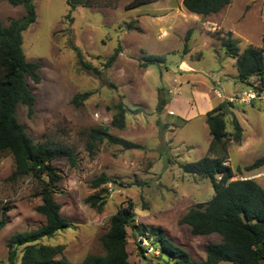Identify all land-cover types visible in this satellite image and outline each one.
Returning <instances> with one entry per match:
<instances>
[{
  "label": "rangeland",
  "instance_id": "rangeland-1",
  "mask_svg": "<svg viewBox=\"0 0 264 264\" xmlns=\"http://www.w3.org/2000/svg\"><path fill=\"white\" fill-rule=\"evenodd\" d=\"M90 1L95 6L69 11L66 0H33L36 20L22 33L25 59L39 64L40 81L34 84L27 79L35 98L33 114L29 116L26 107L18 106L15 117L34 143L68 147L76 157L74 168L66 159L54 161L61 180L53 198L70 225L39 244L62 248L56 259L71 264L89 255H103L100 239L108 231L110 217L119 206L131 202L139 230L161 229L191 260H204L207 245L220 238L216 234L192 236L180 220L192 205L207 202L213 189L209 180L187 175L181 166L206 154L210 137L204 117L219 96L215 91L223 102L241 99L248 90L238 81L235 60L224 55L219 39L231 33L239 54L249 46L262 47L264 0H232L206 18L188 14L182 0H155L134 10H126L133 0ZM23 16V7L0 0L3 26ZM117 47L121 52L116 61L105 66ZM147 55L162 57L164 63L143 68L140 60ZM81 60L99 73L83 69ZM162 92L168 98L167 108L159 111ZM84 93H90L86 101L79 107L72 105L73 97ZM119 103L126 109L122 130L110 125ZM234 117L242 138L240 143H230L226 163L236 171L264 156V99L249 106L236 102L227 109L228 132L233 131ZM98 127L108 128L111 135L140 149L126 150L104 142L87 152V133ZM13 169L12 156L0 153V202L10 208L7 225L0 231V264H7L12 236L45 224L36 211L42 203L36 182L10 180ZM101 175L109 182L99 188L106 192L98 212L85 200L96 193L91 182ZM258 175L254 181L264 188V166L242 171L232 180ZM148 234L127 230L130 262H145L139 256V244L146 249L149 264H161L151 245L154 237ZM22 249H17L16 264Z\"/></svg>",
  "mask_w": 264,
  "mask_h": 264
},
{
  "label": "trees",
  "instance_id": "trees-1",
  "mask_svg": "<svg viewBox=\"0 0 264 264\" xmlns=\"http://www.w3.org/2000/svg\"><path fill=\"white\" fill-rule=\"evenodd\" d=\"M154 1L133 0L126 6V10L147 6ZM8 2L12 6L23 7L25 16L10 22L8 26L0 23V153L12 156L14 169L10 180L31 178L36 182L37 196L42 202L36 211L44 217L45 224L35 231L11 237L7 244V264H16L17 249L20 247L23 249L19 264H71L64 258L56 259L62 248L44 246L39 242L68 229L70 225V221L60 215V206L54 202L57 184L61 180L55 170L54 161L66 159L69 167L74 168L76 157L68 147L46 142L34 143L15 117L18 106L26 107L29 116L33 114L35 98L27 85V79L37 84L40 76L37 71L39 64L28 62L22 51V33L36 20L33 0ZM231 2L232 0H182V8L190 15L206 18L218 14ZM95 4L90 0H66L69 11L79 7L90 8ZM189 34L190 31H187L184 51L187 50ZM219 42L224 55L235 60L234 68L240 83L250 88L253 85L252 80H263L264 67L261 58L264 37L261 39L262 47L249 46L241 54L237 43L231 39V33L225 39H219ZM120 52L121 48L117 47L105 66L112 65ZM163 63L164 59L155 55H147L140 60L143 68ZM80 64L85 70L99 73L95 67L82 60ZM89 96L90 93L75 95L72 105L81 106ZM166 96L163 92L159 93L157 110L167 108ZM233 104L235 103L223 101L205 115L204 121L210 137L206 154L181 166L185 174L209 180L213 189V195L207 202L192 205L180 220V224L189 227L192 236L216 234L220 238L219 242L207 245L204 260H191L189 254L168 239L161 229L150 227L146 229L147 232L139 230L134 225V206L130 202L125 207L119 206L110 217L108 231L100 239L104 254L89 255L78 264H149L144 256L146 249L139 244L138 253L145 262L129 261L126 249L128 229H134L142 236H148V233L153 235L154 241H151V245L158 252L157 258L161 264H264V188L254 180H232L242 171L250 172L264 166V156L245 166L243 170L233 171L226 165L230 143H240L242 138V130L235 117L231 120L233 131L226 130L225 111L233 108ZM115 108L117 113L110 125L122 130L125 128L126 109L121 103ZM86 139L89 153L104 142L126 150L140 149V145L115 137L109 133L108 128L103 127L89 129ZM108 182L106 175L91 182L96 193L86 198L85 203L98 212L103 209V195L106 192L99 188ZM9 211V206L0 202V231L7 225L6 215Z\"/></svg>",
  "mask_w": 264,
  "mask_h": 264
},
{
  "label": "built area",
  "instance_id": "built-area-1",
  "mask_svg": "<svg viewBox=\"0 0 264 264\" xmlns=\"http://www.w3.org/2000/svg\"><path fill=\"white\" fill-rule=\"evenodd\" d=\"M261 64L264 67V52L262 53V58H261ZM253 85L252 87L248 88L246 92H243V97L241 99H228L229 102H240L241 104L245 106H249L252 104L254 101H261L264 99V77L263 80L260 82L257 79L252 80ZM260 175L252 177V178H247V177H239V180H254L255 178H259Z\"/></svg>",
  "mask_w": 264,
  "mask_h": 264
},
{
  "label": "crops",
  "instance_id": "crops-1",
  "mask_svg": "<svg viewBox=\"0 0 264 264\" xmlns=\"http://www.w3.org/2000/svg\"><path fill=\"white\" fill-rule=\"evenodd\" d=\"M191 70V69H190ZM189 71V70H188ZM192 71H193V69H192ZM186 75H188V74H186ZM216 93H218V95L219 96H215V98L217 99L214 103H213V105H212V107L214 108V107H216L218 104H220L221 102H222V97H221V95H220V93H219V91H215ZM212 108V109H213ZM211 109V110H212ZM228 161H229V158H228ZM226 164H228V166L232 169V167L230 166V164L229 163H226ZM233 170V169H232Z\"/></svg>",
  "mask_w": 264,
  "mask_h": 264
}]
</instances>
